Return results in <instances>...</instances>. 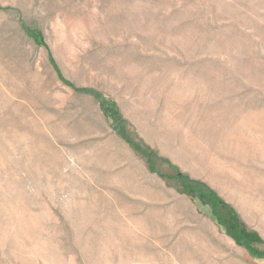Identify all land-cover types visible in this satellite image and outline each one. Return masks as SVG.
Returning a JSON list of instances; mask_svg holds the SVG:
<instances>
[{"label": "rangeland", "instance_id": "1", "mask_svg": "<svg viewBox=\"0 0 264 264\" xmlns=\"http://www.w3.org/2000/svg\"><path fill=\"white\" fill-rule=\"evenodd\" d=\"M0 264H264V0H0Z\"/></svg>", "mask_w": 264, "mask_h": 264}, {"label": "trees", "instance_id": "2", "mask_svg": "<svg viewBox=\"0 0 264 264\" xmlns=\"http://www.w3.org/2000/svg\"><path fill=\"white\" fill-rule=\"evenodd\" d=\"M183 182L185 184H187L193 190H195L198 193L204 195L212 203V205L214 206V208H217L220 205V199H219V197L209 187H207L205 185L203 187L202 186V183L194 182L193 180L187 179L186 177L183 178ZM227 230H228V232L232 233L231 232V229L228 226H227Z\"/></svg>", "mask_w": 264, "mask_h": 264}]
</instances>
